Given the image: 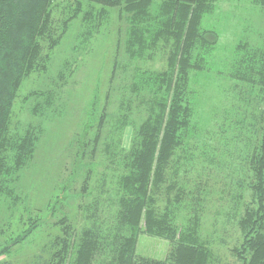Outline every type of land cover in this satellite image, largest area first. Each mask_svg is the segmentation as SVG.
Segmentation results:
<instances>
[{"label": "rangeland", "instance_id": "rangeland-1", "mask_svg": "<svg viewBox=\"0 0 264 264\" xmlns=\"http://www.w3.org/2000/svg\"><path fill=\"white\" fill-rule=\"evenodd\" d=\"M53 2L52 20L58 34L67 26L77 1ZM100 10L84 4L61 44L50 53L47 70L33 73L20 86L11 131L17 137L35 133L38 142L26 166L0 179V244L2 250L8 247L0 263L56 264L52 244L63 235L58 221L67 218L79 232L89 226V209L97 200L102 202L106 222L114 217L117 203L112 198L119 193L122 166L109 163L107 145L114 141L119 148L130 149L136 129L148 117V110L138 107L133 78L139 69L164 71L167 60L165 55L131 60L126 46L127 15L119 8L108 9L101 22L87 25L84 13ZM203 27L220 34L208 59V71L194 85L199 92L195 102L205 122L204 143L199 149L204 158L198 161H214L207 159L197 176L186 173V166L180 167L177 181L184 194L175 210L183 226L199 209L202 236L210 240L216 254L213 264H239L234 249L243 239L235 214L244 212L252 197L247 189H240L249 181L242 171L245 155L238 160L236 152L242 151L245 139L253 137L250 140L254 141L256 137L248 127L257 111L258 95L250 94L228 73L239 42L264 43V9L247 0H221L216 12L204 19ZM122 111L129 113V119L119 136L116 126ZM84 134L88 147L80 160L78 142ZM201 149L210 155L206 157ZM233 153L237 155L233 157ZM211 162L215 165L210 166ZM217 166L226 170L218 171ZM240 180L245 182L239 184ZM200 181L203 186H193ZM169 250L166 240L147 235L139 238V256L164 260Z\"/></svg>", "mask_w": 264, "mask_h": 264}, {"label": "trees", "instance_id": "trees-1", "mask_svg": "<svg viewBox=\"0 0 264 264\" xmlns=\"http://www.w3.org/2000/svg\"><path fill=\"white\" fill-rule=\"evenodd\" d=\"M76 1V10L65 22L67 26L56 34L53 0H0V179L26 166L38 142L35 133L17 137L11 131L13 107L23 81L35 72L47 70L50 53L61 44L71 22L83 12L84 4L101 8L95 14L84 13L87 25L101 22L108 9L119 8L127 15L126 46L130 59L151 60L165 55L167 68L136 72L132 90L137 94L138 107L148 110V117L136 129L128 151L114 141L107 145L109 163L122 166L119 193L112 198L117 203L114 217L106 222L102 202L97 200L89 209V226L79 232L67 218L59 220L63 235L52 244L53 260L56 264H213L216 254L210 240L202 236L199 209L183 226L177 221L175 209L184 194L177 181L180 167L186 166L184 171L193 175L211 159L198 161L204 158L199 149L204 143L205 122L195 102L199 92L194 85L208 71V59L220 41V34L205 29L203 22L216 12L221 0ZM247 1L264 9V0ZM228 77L250 94L258 95L257 111L248 127L256 137L254 141L250 140L253 137L245 139L242 151L236 152L238 160L245 155L242 171L247 172L249 181L245 187V181L240 180L239 184L244 183L240 189L251 192L252 201L245 205L244 212L235 214L243 240L234 254L239 264H264V43L239 42ZM127 119L128 112L118 115L119 136L128 125L124 122ZM86 137L84 134L78 142L80 160L87 153ZM201 151L206 157L210 155ZM216 169L226 170L222 166ZM199 185L202 181L193 186ZM33 227H37V222ZM141 235L168 241L167 258L139 256ZM6 249L2 250L0 244V257Z\"/></svg>", "mask_w": 264, "mask_h": 264}]
</instances>
